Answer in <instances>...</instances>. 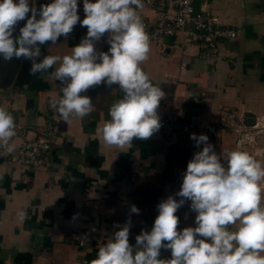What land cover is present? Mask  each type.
<instances>
[{
    "label": "crops",
    "instance_id": "crops-1",
    "mask_svg": "<svg viewBox=\"0 0 264 264\" xmlns=\"http://www.w3.org/2000/svg\"><path fill=\"white\" fill-rule=\"evenodd\" d=\"M207 10L237 30L238 38L221 45L215 62L203 59L197 46L178 49L166 40L162 50L150 44L141 67L165 93L157 110L161 127L151 138H134L125 148L105 145L97 129L110 119L109 108L123 93L118 85L98 86L86 93L93 104L90 115L69 122L61 117L55 123L57 137L47 166L27 169L0 158V264H90L119 230L115 225L129 218V243L135 245L142 230L151 231L161 200L169 195L180 199L175 193L199 151L184 130L220 124L230 109L245 118L264 116V0H212ZM138 13L153 16L148 9ZM25 23L20 22L14 36ZM86 34L78 23L68 38L42 45L41 59L70 54ZM96 47L106 52L109 45ZM23 60L3 62L0 107L33 138L45 122L49 99L62 95L51 75L59 64L18 87ZM229 137L224 129L215 131L218 154L227 152ZM21 141L13 138L11 144L15 148ZM132 205L139 214L130 213ZM175 214L178 229L195 227L190 201ZM160 258H171L170 251L161 249Z\"/></svg>",
    "mask_w": 264,
    "mask_h": 264
},
{
    "label": "clouds",
    "instance_id": "clouds-1",
    "mask_svg": "<svg viewBox=\"0 0 264 264\" xmlns=\"http://www.w3.org/2000/svg\"><path fill=\"white\" fill-rule=\"evenodd\" d=\"M142 0H0V58L28 60L29 75L47 73L59 83L62 95L49 105L65 122L93 111L86 93L95 87L118 85L122 98L109 108L110 119L97 129L107 146L131 147L133 139L147 140L161 127L158 108L165 93L152 83L141 65L148 59L149 36L138 13ZM30 14V15H29ZM19 27V35L14 36ZM87 28L67 55H44L41 46L68 38L77 24ZM108 51L97 50L105 37ZM13 115L0 107V149L13 151ZM196 151L187 164L180 190L158 204L150 232L129 243V218L99 248L90 264H264V164L251 153L236 150L218 154L206 134L193 133ZM223 161V162H222ZM187 201L195 212V227L178 229L175 214ZM132 205L130 213L139 214ZM22 215V214H21ZM161 249L171 258L161 259Z\"/></svg>",
    "mask_w": 264,
    "mask_h": 264
},
{
    "label": "built area",
    "instance_id": "built-area-1",
    "mask_svg": "<svg viewBox=\"0 0 264 264\" xmlns=\"http://www.w3.org/2000/svg\"><path fill=\"white\" fill-rule=\"evenodd\" d=\"M142 2V9H148L153 13L152 18L147 16L141 18L149 42L159 45L162 50L166 48L165 41L171 40L172 46L178 43L180 49L197 46L199 55L203 59L215 62L219 59L221 45L231 43L238 38L237 30L223 26L218 18L208 12V0H142ZM78 14L81 20L85 18L83 0L79 1ZM106 39L107 34L96 44H106ZM49 101L45 122L34 137L28 138L26 130L16 128L14 138H20L22 141L11 152L0 149L1 159L15 161L19 166L27 169L47 166L48 157L57 137L55 123L61 118L59 113L50 107ZM194 128L192 126L184 132L190 135L195 133L197 136L206 134L209 142L214 145L216 123L195 130ZM202 147L203 145L199 150H202Z\"/></svg>",
    "mask_w": 264,
    "mask_h": 264
},
{
    "label": "rangeland",
    "instance_id": "rangeland-1",
    "mask_svg": "<svg viewBox=\"0 0 264 264\" xmlns=\"http://www.w3.org/2000/svg\"><path fill=\"white\" fill-rule=\"evenodd\" d=\"M41 2L42 0H35V3ZM211 2L212 0H208L207 5H209ZM209 13L213 15L211 12ZM103 45L108 44L106 43ZM175 48L180 49L178 47V43H176ZM3 62L4 60L0 58V69H4ZM1 73L2 72L0 70V83L2 82ZM219 128L224 129L230 135L229 142H227V152L236 150L239 146L241 150L248 151L258 161L264 164V116H247L245 118L241 114H235L230 109V111L223 115L222 120H220V124H217V129Z\"/></svg>",
    "mask_w": 264,
    "mask_h": 264
},
{
    "label": "trees",
    "instance_id": "trees-1",
    "mask_svg": "<svg viewBox=\"0 0 264 264\" xmlns=\"http://www.w3.org/2000/svg\"><path fill=\"white\" fill-rule=\"evenodd\" d=\"M30 67H31V62L28 60H23L22 65L16 77L17 78L15 82L16 86L20 87L28 83V81L30 80V76H31L29 75V72H28ZM26 72H28V74H26Z\"/></svg>",
    "mask_w": 264,
    "mask_h": 264
}]
</instances>
